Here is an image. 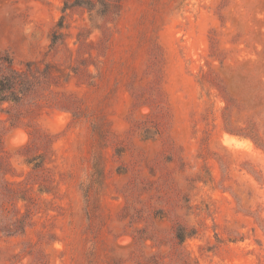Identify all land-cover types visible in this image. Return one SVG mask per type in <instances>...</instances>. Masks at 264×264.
<instances>
[{"label":"rangeland","instance_id":"obj_1","mask_svg":"<svg viewBox=\"0 0 264 264\" xmlns=\"http://www.w3.org/2000/svg\"><path fill=\"white\" fill-rule=\"evenodd\" d=\"M63 3L0 0L56 71L42 136L0 113V264H264V0Z\"/></svg>","mask_w":264,"mask_h":264},{"label":"trees","instance_id":"obj_2","mask_svg":"<svg viewBox=\"0 0 264 264\" xmlns=\"http://www.w3.org/2000/svg\"><path fill=\"white\" fill-rule=\"evenodd\" d=\"M63 12L70 8H81L88 13L106 17L114 14L121 7V0H63ZM61 25V24H60ZM61 27V26H59ZM55 68L51 64L38 66L34 63H25L21 69L13 67L9 58L0 59V113L7 116L8 120L26 119L29 126V143L42 136L33 126V119L45 104L46 98L51 94L49 90L53 81ZM67 78L65 79V81ZM59 109L60 102H56ZM1 123V121H0ZM21 125L14 124L12 127ZM20 222H17L19 224ZM14 229L22 231L19 225ZM181 232H177V238L182 241Z\"/></svg>","mask_w":264,"mask_h":264}]
</instances>
